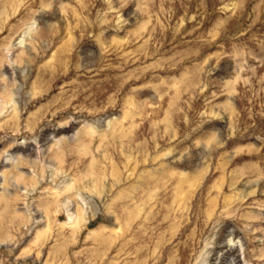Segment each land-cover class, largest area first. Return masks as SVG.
Wrapping results in <instances>:
<instances>
[{
	"label": "rangeland",
	"instance_id": "374dc122",
	"mask_svg": "<svg viewBox=\"0 0 264 264\" xmlns=\"http://www.w3.org/2000/svg\"><path fill=\"white\" fill-rule=\"evenodd\" d=\"M231 239L264 264V0H0V264Z\"/></svg>",
	"mask_w": 264,
	"mask_h": 264
},
{
	"label": "bare ground",
	"instance_id": "6f19581e",
	"mask_svg": "<svg viewBox=\"0 0 264 264\" xmlns=\"http://www.w3.org/2000/svg\"><path fill=\"white\" fill-rule=\"evenodd\" d=\"M45 141V140H44ZM45 143V142H44ZM25 144H27V143H25ZM24 144V145H25ZM23 145V146H24ZM27 145H29V144H27ZM91 210V209H90ZM49 226V225H48ZM47 229H48V227H47ZM61 230H62V228H60ZM50 230V229H49ZM46 234V233H45ZM47 234H50V233H47ZM45 238V237H44ZM39 239H40V237H39ZM39 241V240H38ZM221 246V245H220ZM240 247V245H238V244H234V241L231 239L229 242H228V244H225V245H223L219 250L222 252L224 249L226 250L227 249V251H225L228 255V257H225L224 258V261L228 258L229 259V256H231L232 255V258L233 259H231L230 261H232V263L233 264H242V261H241V259L238 257V254H236V256L234 255L235 253H238V248ZM241 248V247H240ZM225 256V255H224ZM223 259V258H222ZM220 261V260H219ZM222 261V260H221ZM226 261H228V260H226Z\"/></svg>",
	"mask_w": 264,
	"mask_h": 264
}]
</instances>
